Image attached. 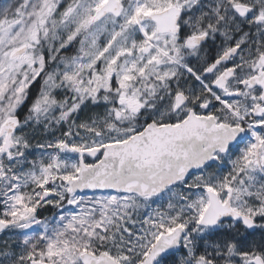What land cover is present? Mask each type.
Returning <instances> with one entry per match:
<instances>
[{
	"label": "snow or ice",
	"instance_id": "obj_1",
	"mask_svg": "<svg viewBox=\"0 0 264 264\" xmlns=\"http://www.w3.org/2000/svg\"><path fill=\"white\" fill-rule=\"evenodd\" d=\"M0 264H264V0H0Z\"/></svg>",
	"mask_w": 264,
	"mask_h": 264
}]
</instances>
